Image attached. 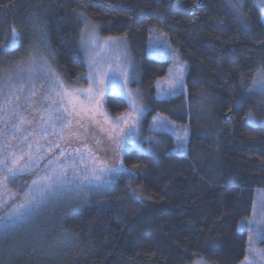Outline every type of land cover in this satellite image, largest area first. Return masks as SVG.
I'll return each instance as SVG.
<instances>
[{"label":"trees","instance_id":"obj_1","mask_svg":"<svg viewBox=\"0 0 264 264\" xmlns=\"http://www.w3.org/2000/svg\"><path fill=\"white\" fill-rule=\"evenodd\" d=\"M232 3L243 23L229 0H0V95L38 59L66 84L84 85L85 17L101 36L126 38L147 107L143 127L159 115L189 133L184 155L156 132L148 151L123 154L110 183L57 193L30 220L0 231V264L242 263L239 224L254 190H264V94L252 90L264 72V25L253 0ZM152 27L187 67L185 95L155 97L168 63L146 54ZM106 106L111 115L128 111L119 97Z\"/></svg>","mask_w":264,"mask_h":264},{"label":"rangeland","instance_id":"obj_2","mask_svg":"<svg viewBox=\"0 0 264 264\" xmlns=\"http://www.w3.org/2000/svg\"><path fill=\"white\" fill-rule=\"evenodd\" d=\"M253 1L257 6L258 0ZM258 9L264 17V11L260 7ZM83 19L80 47L86 69L84 85L66 84L46 59H38L13 79L16 86L14 92L0 95V217L23 202L26 195L39 198V188L32 182L58 164L65 168L72 180L63 190H57L61 193L80 190L75 187L79 181L72 179L74 169L81 171L80 179H83L85 167L89 171L104 164L109 168H119L120 158L126 151H148L144 145L150 148L154 145L153 134L156 132L172 137L176 144L173 152L180 155L186 153L188 137L177 139V136H183L186 128L159 115L150 117L143 127L147 107L141 90L135 85L138 73L126 38L103 37L96 24L85 17ZM262 22L264 25V20ZM146 54L168 63L166 75L155 82L156 99L167 100L185 95L187 67L168 37L154 27L150 28ZM259 72L254 80L264 78V72ZM90 88L91 93L87 91ZM252 90L262 93L258 85H253ZM108 96L122 98L128 111L111 115L106 106ZM21 101H26L25 105L22 111H17ZM32 101L36 107L34 119L29 125L25 123L31 115ZM6 102L10 107L3 111ZM85 108L87 112H84ZM6 148L11 149L4 153ZM76 149L80 152L77 153ZM69 152L73 156L69 157ZM13 154L21 160L16 174L9 176L6 167L12 166ZM97 175H101L104 181L112 176L107 172ZM238 229L247 235L245 258L240 264H264V190H254L250 214ZM194 264L209 263L198 260Z\"/></svg>","mask_w":264,"mask_h":264},{"label":"snow or ice","instance_id":"obj_3","mask_svg":"<svg viewBox=\"0 0 264 264\" xmlns=\"http://www.w3.org/2000/svg\"><path fill=\"white\" fill-rule=\"evenodd\" d=\"M237 3H239V0H237ZM228 6L237 12L238 18L241 19V22L243 23L244 17L243 14L239 12L237 4L232 3V0H229ZM257 6L260 7L261 11H264V0H258ZM262 20H264V17H262ZM12 32L14 36H18V33L16 32V29L14 27L12 29ZM253 85H258L261 92L264 93V78L258 81L254 80ZM173 87H175V85H173ZM87 91L91 93L92 89L90 88ZM83 110L84 112L88 111L86 108ZM249 116H251V113H249ZM57 119H59V117ZM188 135V131L185 130L183 136H177V139H186ZM29 147H31V145H29ZM56 147L59 148L60 145L57 144ZM76 152L79 153L80 150L76 149ZM82 155L83 154H81V156ZM61 156H64L63 152H61ZM68 156H73V153L69 152ZM20 160L21 157H17L14 154L12 155V166L6 167V172L9 176H14L16 174V167L18 166ZM3 163L7 164L8 161H4ZM81 163H83V159L81 160ZM121 170L122 169L116 167L109 168L107 164H104L102 167L99 168L94 167L90 171L87 169V167H85L83 179H80L81 171L76 168L73 171L72 179L79 181V183L75 185L77 189L83 190L89 187L99 188L104 183H110L111 181H102V176L97 175V173L103 174L107 172L115 175ZM7 178L8 176L5 177V179ZM84 181H87L88 183L85 184ZM32 183L33 185H36L39 188V198H37L36 195H26L23 202L16 204L10 212H8L5 216L0 217V231H7L16 228L20 224L25 223L31 218H33L34 215H36V213L38 212L39 208L42 207L43 204H45L50 198L57 194L58 189L63 190L65 187L72 183V180L69 179L65 168L61 167V165L58 164L56 168H53L50 172L40 177L38 180H34Z\"/></svg>","mask_w":264,"mask_h":264}]
</instances>
